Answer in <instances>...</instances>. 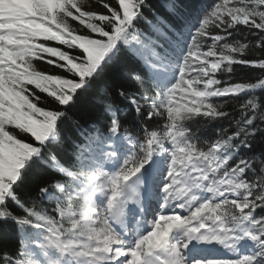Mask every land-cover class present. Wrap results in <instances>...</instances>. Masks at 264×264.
<instances>
[{
	"label": "snow or ice",
	"instance_id": "1",
	"mask_svg": "<svg viewBox=\"0 0 264 264\" xmlns=\"http://www.w3.org/2000/svg\"><path fill=\"white\" fill-rule=\"evenodd\" d=\"M96 2L0 0V264H264V0Z\"/></svg>",
	"mask_w": 264,
	"mask_h": 264
},
{
	"label": "trees",
	"instance_id": "2",
	"mask_svg": "<svg viewBox=\"0 0 264 264\" xmlns=\"http://www.w3.org/2000/svg\"><path fill=\"white\" fill-rule=\"evenodd\" d=\"M86 2H87L88 6L95 8L98 12H104L106 14L107 10L103 9V4L102 3L97 4L96 0H86ZM104 2H107V0H104ZM153 2L156 3V4H159L160 0H153ZM186 2L190 3V4L200 5V4L211 3V0H186ZM51 45L52 46H58L56 42H51ZM38 67L41 70H43L45 67H49V66L45 65L43 62H40L38 64ZM256 74H258V73H255V72H253L250 69L239 68V67L236 69V75L238 77H241V78L247 79V78H250V77H252V76H254ZM229 111H231V108H229ZM206 127L209 130V131L206 132V134L207 135H211L210 129L212 128V125L209 124ZM261 147H264V141H262L260 138H258L256 143H255V148L257 149V151H259L261 149ZM5 235L9 239L13 238V233H12L11 227H9L6 230V232L5 231H0V237H3Z\"/></svg>",
	"mask_w": 264,
	"mask_h": 264
}]
</instances>
